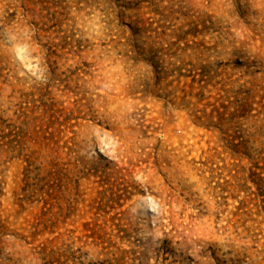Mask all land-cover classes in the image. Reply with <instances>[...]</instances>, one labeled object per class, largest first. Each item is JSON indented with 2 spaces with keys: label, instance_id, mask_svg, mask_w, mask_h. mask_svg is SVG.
<instances>
[{
  "label": "rangeland",
  "instance_id": "obj_1",
  "mask_svg": "<svg viewBox=\"0 0 264 264\" xmlns=\"http://www.w3.org/2000/svg\"><path fill=\"white\" fill-rule=\"evenodd\" d=\"M0 264H264V0H0Z\"/></svg>",
  "mask_w": 264,
  "mask_h": 264
}]
</instances>
